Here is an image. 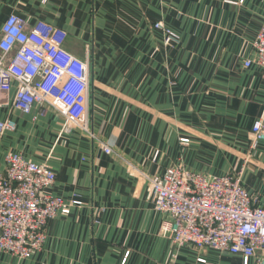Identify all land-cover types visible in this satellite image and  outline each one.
Here are the masks:
<instances>
[{
  "label": "crops",
  "instance_id": "0c3cea01",
  "mask_svg": "<svg viewBox=\"0 0 264 264\" xmlns=\"http://www.w3.org/2000/svg\"><path fill=\"white\" fill-rule=\"evenodd\" d=\"M12 14L65 31L66 49L88 60L89 124L98 141L80 130L62 134L64 120L48 106L30 115L14 110L15 91L0 105V122L16 124L0 134V171L8 154L20 153L54 170V195L81 203L48 222L34 257L0 252V264H166L173 244L163 226L171 218L154 209L142 172L183 165L211 176L242 173L264 207L250 179L264 168V142L253 152L251 138L264 79L257 65L246 67L264 25V0H0V29ZM159 21L179 44H164L152 28ZM175 264L244 259L186 246Z\"/></svg>",
  "mask_w": 264,
  "mask_h": 264
},
{
  "label": "built area",
  "instance_id": "2783aa9c",
  "mask_svg": "<svg viewBox=\"0 0 264 264\" xmlns=\"http://www.w3.org/2000/svg\"><path fill=\"white\" fill-rule=\"evenodd\" d=\"M152 28L163 33L166 46L180 43L177 32L164 22ZM66 40V32L59 28L32 26L10 15L0 29V105L9 104L15 91L14 110L30 115L36 106H48L63 118L62 134L80 130L94 142L97 138L89 124V62L68 51ZM253 47L255 58L246 67L257 65L264 79V25ZM15 129L12 120L0 122V134ZM251 138L253 150L264 142V103ZM100 146L105 154L115 155L110 144ZM139 178L154 209L170 216L163 233L178 250L211 249L240 256L244 264L252 259L264 264V207L244 187L242 173L211 176L177 165L162 174L139 173ZM56 181L49 165L20 153L6 156V169L0 171V252L31 259L43 248L48 222L81 205L54 195Z\"/></svg>",
  "mask_w": 264,
  "mask_h": 264
},
{
  "label": "rangeland",
  "instance_id": "374dc122",
  "mask_svg": "<svg viewBox=\"0 0 264 264\" xmlns=\"http://www.w3.org/2000/svg\"><path fill=\"white\" fill-rule=\"evenodd\" d=\"M66 36L68 38V34L67 33H66ZM255 151H257V150H253V152H255ZM157 153H159V152L158 151L155 152L154 158H155V156H156ZM157 159H158V157H157ZM249 160H250V158H249ZM253 171H254L253 177L250 178L251 181L252 182L253 181L254 182L257 181V184L256 185L259 187V189L261 190V192L264 193V168H261L260 170H257V168H256ZM256 174L259 176V180H257V177H255ZM179 251L180 250H178L175 246H173V250L171 251V254H169V256L167 258L166 264H175V262L178 260V257H179ZM199 251H201V250H199Z\"/></svg>",
  "mask_w": 264,
  "mask_h": 264
}]
</instances>
